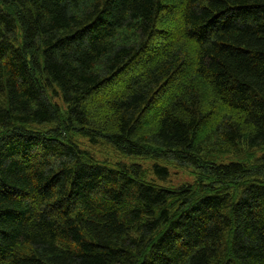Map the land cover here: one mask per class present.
Wrapping results in <instances>:
<instances>
[{"label": "trees", "instance_id": "16d2710c", "mask_svg": "<svg viewBox=\"0 0 264 264\" xmlns=\"http://www.w3.org/2000/svg\"><path fill=\"white\" fill-rule=\"evenodd\" d=\"M0 264H264V0H0Z\"/></svg>", "mask_w": 264, "mask_h": 264}, {"label": "rangeland", "instance_id": "374dc122", "mask_svg": "<svg viewBox=\"0 0 264 264\" xmlns=\"http://www.w3.org/2000/svg\"><path fill=\"white\" fill-rule=\"evenodd\" d=\"M53 100L54 104H58L61 107V110L66 111V107L62 103L61 99L54 98ZM73 139L83 150L91 153L92 156L96 158V160H98L99 162H110L111 164L122 163L128 166L137 164L142 166L143 170L146 171L148 175V179L151 181L157 180L152 171L155 164H160L162 166L167 167L170 170L171 174L168 181L160 183L157 180L158 184L162 185L165 188L176 189L183 185H192L196 181V176L194 175V168L180 167L172 162L168 163L165 161H154L148 159H138L135 157H126L124 155H121L117 150L107 145L106 143L100 142L97 145H93L88 139L81 136H73ZM237 160L238 159L235 157H228L224 158L222 161L225 163H231Z\"/></svg>", "mask_w": 264, "mask_h": 264}]
</instances>
